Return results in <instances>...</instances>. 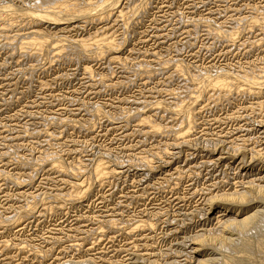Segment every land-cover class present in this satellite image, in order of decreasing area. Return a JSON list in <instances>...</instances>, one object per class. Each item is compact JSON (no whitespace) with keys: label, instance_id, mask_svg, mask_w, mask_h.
I'll use <instances>...</instances> for the list:
<instances>
[{"label":"rangeland","instance_id":"rangeland-1","mask_svg":"<svg viewBox=\"0 0 264 264\" xmlns=\"http://www.w3.org/2000/svg\"><path fill=\"white\" fill-rule=\"evenodd\" d=\"M37 1L40 4L42 2L0 0V10L7 12L8 17L6 23L0 22V264H198L207 258L215 257L219 260V251L224 250L220 239H237V232L236 229H225L227 232L223 230L224 220L221 218H227V214H220L222 217L219 220L207 214L213 206L219 207L216 204L223 202L227 195L235 194L239 198L242 193L249 192L248 194L255 193L257 197L263 198L259 192L260 186L264 188L262 182L252 183L250 189H244L249 177H245L243 171L249 164L256 165L258 161L259 166H264V91L261 96H253L248 92L240 94L238 90L230 88L228 93L231 96L228 94V99L221 97L224 92L221 94L217 91V96L215 92L209 91L199 97L198 84L205 75L214 76L216 71V74L223 71L232 72L230 74L248 72L247 75L251 76L252 72L264 67V25L258 23L259 20L264 21V0H121L117 9H121L125 14L118 15V10L115 9L109 19H103L101 22H95L91 18V21L87 18L80 19L78 16L75 21H69V24H66L68 21H63V29L55 28L52 24H43L42 28L47 29L51 37L56 35L58 39L60 36L59 39H64L67 43L84 40L85 37L89 41H97L98 38V48L104 44L100 41L103 38L116 43L114 51L100 57L95 56L96 47L92 46V54L88 53L86 58L83 55L73 56L72 52L66 56L61 53L59 56L44 50V55L39 53L37 57L36 50H32L36 49L35 46H19L21 38H25L31 27L35 26L31 21V24L26 23L25 20L29 21L31 17L27 15L25 17L29 19H25L24 13L30 11V8L38 10ZM80 1L74 0L78 8L80 5L88 8L91 3L95 7L99 1L101 4L104 2ZM20 7L23 12L25 10L24 13L19 12ZM15 8L20 13V18L17 16L19 20L13 16L17 14L10 15L9 11L13 12ZM10 18L15 23L11 22ZM7 23L13 25L9 27ZM218 34H221V37L225 35V38ZM14 35H18L17 38ZM28 47L36 52L35 55L29 50L24 52ZM114 55L119 56V59L116 57L118 60H113ZM177 67L179 70L184 69V72H179ZM195 96L201 99L195 102ZM228 100L230 101L227 102ZM259 103L263 105L260 107ZM175 104L184 106L179 108L182 111H179ZM192 106L196 123L192 129H187L190 130L187 134L186 128L183 129L186 125L184 111ZM145 119H148L149 124ZM149 120L153 126L157 124L162 130L164 128V132L160 129L161 132L155 134ZM175 121H178V125ZM241 141H245V145ZM235 146L239 149L236 150ZM227 158L229 160H226ZM93 167L94 170L101 168L103 175L98 177L95 171L92 172ZM223 180L225 186L221 183ZM233 180L239 185L235 186ZM219 188L221 192H218ZM225 191H228L227 194ZM258 199L254 195V201L248 200L250 203L255 202L248 214L264 212L263 200L259 199V202ZM27 209L31 215L27 213ZM21 210H25L27 216L23 211L21 213ZM263 216H258L242 230V233L245 230L242 238L250 236V239L255 240V248L251 251L253 255L250 257L259 264L264 259L257 250L264 235ZM18 217L21 219L16 220ZM139 220L144 221V225L138 224ZM216 220L222 223L218 222L219 225H216ZM148 224L153 227H146ZM136 226H140L141 231ZM170 226H173L172 230ZM208 227H211V230ZM147 229H151V232ZM205 229H208V232ZM245 232L248 233L246 236ZM143 236H146V239ZM199 237H203L206 242V246H202L204 249L193 245L198 244ZM256 241L258 243H255ZM210 242L212 246L209 249ZM198 248L201 253L197 251ZM185 250L191 251L190 256L182 259L188 254ZM171 251L172 253H169ZM172 254L175 256H171ZM246 257H243V264L249 262ZM215 263L219 262L212 264Z\"/></svg>","mask_w":264,"mask_h":264},{"label":"bare ground","instance_id":"bare-ground-1","mask_svg":"<svg viewBox=\"0 0 264 264\" xmlns=\"http://www.w3.org/2000/svg\"><path fill=\"white\" fill-rule=\"evenodd\" d=\"M5 1V0H4ZM82 1V0H81ZM80 1V2H81ZM86 1V0H85ZM103 1V0H102ZM10 2V1H9ZM38 3H39V1H37ZM41 2V1H40ZM79 2V1H78ZM88 2V1H87ZM86 2V3H87ZM100 3H98V4H101V1H99ZM121 2V0H104V2L100 5V6H97L98 4H95L96 6L94 7V4L93 3H91V1L90 2H88V3H91L90 4V6L87 8L85 5H84V7H86V8H84L83 6L81 7V5L78 3V5H80V7L78 8V6H77V4L74 2V0H42V2H41V4L39 3V7L37 8L38 10H32L31 8H30V11H28L27 9H26V11H28V12H25V10H24V12H23V8H21L20 10H19V12H23L24 14H26V15H24V17L25 16H29L30 15V19H29V21L28 20H25L26 21V23H30L31 24V22L32 23H34L35 24V26H33V27H31V30H30V32L28 33V34H26L27 36L25 37V38H21V42H20V45L19 46H21V45H23V47L24 46H26V45H29V47H32L33 48V46H35L36 47V49L34 48V49H32V50H36V56L38 57L39 56V53H41L42 55H44L43 53V50L44 51H51V53L53 52V54L55 53L56 55H61V53H63V54H65V56L69 53V52H72V55L73 56H77V57H79V56H81V55H83V56H85L84 58H86V56L87 55H89L88 53H90L91 52V48H92V46H94V47H96V44H98L97 43V41H98V38H97V41H89V39L88 40H86L87 39V37H85L86 39H84V40H79V41H77V40H75L74 38V40L75 41H73V42H69V43H67L63 38V40H60L61 38H60V36H59V38L57 39L56 37V35H55V37H51L50 36V33L47 31V29H44V28H42V26H43V24L44 23H47V24H52L55 28H62V26L65 24L63 21H68L66 24H69V21H75V18H77L78 16H79V18L81 19V18H87V19H89L90 20V18H91V20H93V21H95V22H97V21H100L101 22V20H103V19H105L106 20V18H108V17H110L111 16V13H114V10L115 9H117V6H118V4ZM130 2V1H129ZM23 3V2H22ZM85 3V4H86ZM96 3V2H95ZM37 4V3H36ZM35 4V5H36ZM92 4H93V7H92ZM4 5V4H3ZM41 5V6H40ZM89 5V4H88ZM128 5V4H127ZM10 6V5H9ZM11 6H13V5H11ZM15 6V5H14ZM38 6V5H37ZM36 6V7H37ZM3 7V6H2ZM2 7H1V9H2ZM17 7V6H16ZM8 8V7H7ZM6 8V9H7ZM29 8V7H28ZM34 9H35V7H33ZM82 8V9H81ZM120 8H121V5H120ZM135 8V7H134ZM226 8V7H225ZM236 8V7H235ZM234 8V9H235ZM17 8H15V11H13V12H11V11H9L11 14V16L13 15V14H17V15H13V16H16V17H14L15 19L17 18V16L18 15H20V13H18V11L16 10ZM25 9V8H24ZM221 9V8H220ZM229 9V8H228ZM251 9V8H250ZM32 10V11H31ZM118 10V9H117ZM6 11H8V10H6ZM249 11V10H248ZM128 12V11H127ZM217 12V11H216ZM252 12H254V11H252ZM5 13V14H4ZM117 13H118V15L119 14H121L122 13V11H121V9H119L118 11H117ZM124 13V12H123ZM122 13V14H123ZM219 13V12H218ZM6 15V16H4V15ZM116 14V13H115ZM125 14V13H124ZM10 15H8V16H10ZM113 15V14H112ZM117 15V14H116ZM23 16V15H22ZM81 16V17H80ZM260 16V15H259ZM264 16V15H263ZM19 18H20V16H18ZM253 17V16H252ZM12 18V17H11ZM11 18L9 19V20H11ZM26 17H25V19H27ZM122 18H124V17H122ZM8 17H7V12H1V10H0V22L3 24V23H6L8 20ZM13 19V18H12ZM18 19V18H17ZM23 19V18H22ZM109 19V18H108ZM120 19V18H119ZM127 19V18H126ZM229 19V18H228ZM246 19V18H245ZM255 19V18H254ZM256 19H258V18H256ZM261 19V18H260ZM262 19H264V18H262ZM5 20H7V21H5ZM14 20V19H13ZM13 20H11V22H13ZM19 20V19H18ZM90 20V21H91ZM114 20V19H113ZM118 20V19H117ZM129 20V19H128ZM28 21V22H27ZM31 21V22H30ZM121 21V20H120ZM242 21V20H241ZM245 21V20H244ZM246 21H248V20H246ZM18 22V21H17ZM22 22V21H21ZM21 22H19V23H21ZM23 22H24V20H23ZM22 22V23H23ZM85 22V21H84ZM89 22V21H88ZM228 22V21H227ZM238 22V21H237ZM13 23H15V21L13 22ZM72 23V22H71ZM86 23V22H85ZM92 23V22H91ZM94 23V22H93ZM120 23H122V21L120 22ZM248 23V22H247ZM259 24H262V25H264V21L262 20V21H260L259 20V22H258ZM8 24V26L10 25L9 23H7ZM6 24V25H7ZM17 24V23H16ZM34 24H32V25H34ZM87 24V23H86ZM97 24V23H96ZM124 24V23H123ZM234 24V23H233ZM255 24V23H254ZM13 24H11L9 27H11ZM94 25V24H93ZM236 25H237V23H236ZM46 26V25H45ZM52 26V27H53ZM75 26V25H74ZM101 26V25H100ZM254 25H252V27H253ZM260 26V25H259ZM4 27V26H3ZM3 27H2V30H3ZM68 27V26H67ZM105 27V26H104ZM216 27V26H215ZM241 27V26H240ZM243 27V26H242ZM245 27V26H244ZM261 27H263V26H261ZM6 27H4V29H5ZM103 28V27H102ZM106 28V27H105ZM209 29H210V27H208ZM264 28V27H263ZM1 29V28H0ZM57 29V30H58ZM63 29V28H62ZM80 29V28H79ZM100 29V28H99ZM98 29V30H99ZM208 29V30H209ZM212 29V28H211ZM251 29V28H250ZM7 30V29H6ZM61 30V29H60ZM97 30V31H98ZM232 30V29H231ZM230 30V31H231ZM236 30H237V28H236ZM95 31V30H94ZM112 31V30H111ZM183 31V30H182ZM210 31V30H209ZM213 31V30H212ZM0 32H2V31H0ZM10 32V31H9ZM25 32V31H24ZM60 32V31H59ZM219 32V31H218ZM225 32V31H224ZM223 32V33H224ZM228 32V31H227ZM96 33V32H95ZM109 33V32H108ZM114 33V32H113ZM213 33V32H212ZM220 33H222L221 31H220ZM226 33V32H225ZM224 33V34H225ZM232 33V32H231ZM230 33V34H231ZM237 33H239V31L237 32ZM240 33H241V31H240ZM244 33V32H243ZM264 33V32H263ZM55 34V33H54ZM98 34V33H97ZM206 34V33H205ZM208 34V33H207ZM214 34V33H213ZM216 34V33H215ZM229 34V33H228ZM91 35V34H90ZM93 35V34H92ZM91 35V36H92ZM106 35V34H105ZM111 35V34H110ZM190 35V34H189ZM221 35V34H220ZM219 34H218V36H220ZM232 35H234V33H232ZM1 36V35H0ZM15 36V35H14ZM16 36H18V35H16ZM15 36V37H16ZM19 36H20V34H19ZM22 36H24V35H22ZM62 36V35H61ZM184 36V35H183ZM213 36V35H212ZM216 36V35H215ZM222 36V35H221ZM220 36V37H221ZM228 36V35H227ZM226 36V37H227ZM239 36V34L238 35H236V37H238ZM197 37V36H196ZM219 37V39H221V38H225V35H223V37H221L220 38ZM233 37V36H232ZM235 37V38H236ZM261 37V36H260ZM9 38V37H8ZM14 37H12V39H13ZM17 38V37H16ZM19 38V37H18ZM66 38V37H65ZM109 38V37H108ZM231 38V37H230ZM235 38H233V39H235ZM5 39V38H4ZM11 39V40H12ZM72 39V40H73ZM77 39V38H76ZM80 39V38H79ZM101 39V38H100ZM99 39V40H100ZM187 39V38H186ZM217 39V38H216ZM232 39V40H233ZM257 39V38H256ZM260 39V38H259ZM14 40H15V38H14ZM24 40H28V41H24ZM68 40V39H67ZM71 40V39H70ZM229 40H231V39H229ZM261 40V39H260ZM16 41V40H15ZM15 41H13V42H15ZM18 41H19V39H18ZM101 41V43H104V44H102V47L100 46L99 48L98 47H96V52H95V56L96 57H100L101 55H103V54H107L108 52L110 53L111 51H114L113 49L116 47V43L114 44L112 41H110L109 39H107V38H103V39H101L100 40ZM117 41V40H116ZM226 41H228V40H226ZM241 41V40H240ZM244 41V40H243ZM264 41V40H263ZM12 42V41H11ZM12 42V43H13ZM63 42H65V43H63ZM91 42V43H90ZM221 42V41H220ZM233 42V41H232ZM234 42H235V40H234ZM261 42V41H260ZM120 43V42H119ZM214 43V42H213ZM8 44V43H7ZM10 44V43H9ZM16 43H14V45H15ZM245 44V43H244ZM1 45V44H0ZM17 45V44H16ZM119 45V44H118ZM122 45V44H121ZM121 45H119V46H121ZM252 45V44H251ZM18 46V45H17ZM97 46H99V44L97 45ZM253 46V45H252ZM29 47H28V49L27 50H23L22 49V51H24V52H26V51H28L29 50ZM3 48V47H2ZM22 48V47H21ZM26 48H27V46H26ZM25 48V49H26ZM233 48V47H232ZM255 48V47H254ZM13 49V48H12ZM117 49V48H116ZM115 49V50H116ZM120 49V48H119ZM17 50V49H16ZM18 50H20V48H18ZM31 49L29 50V51H32ZM68 50V51H67ZM20 52V51H19ZM33 52V51H32ZM58 52V53H57ZM66 52V53H65ZM94 52V51H93ZM116 52H118V51H116ZM23 52H21V54H22ZM28 53V52H27ZM26 53V54H27ZM30 53V52H29ZM34 53V52H33ZM35 53L33 54V55H35ZM50 53V52H49ZM48 53V54H49ZM24 54V53H23ZM47 54V53H46ZM52 54V55H53ZM92 53H90V55H91ZM105 54V55H106ZM25 55V54H24ZM29 55H32L31 53L29 54ZM33 55L31 56V57H33ZM63 56V55H62ZM69 56H71V53L69 54ZM94 56V55H93ZM104 56V55H103ZM115 56V55H114ZM41 57V56H40ZM47 57V56H46ZM46 57H45V59H46ZM90 57V56H89ZM111 57H113V56H111ZM110 57V58H111ZM119 57V56H115V58H113V60H118L117 58ZM159 57V56H158ZM164 57V56H163ZM64 58V57H63ZM70 58V57H69ZM93 58V57H92ZM107 58V57H106ZM105 58V59H106ZM38 59V58H37ZM40 59V58H39ZM42 59V58H41ZM44 59V60H45ZM66 59H68V58H66ZM100 59V58H99ZM127 59V58H126ZM160 59V58H159ZM165 59V58H164ZM163 59V60H164ZM170 59V58H169ZM43 60V61H44ZM55 60V59H54ZM78 60V59H77ZM76 60V61H77ZM130 60V59H129ZM162 60V61H163ZM165 60H167V58L165 59ZM262 60V59H261ZM42 61V62H43ZM112 62V61H111ZM119 62V61H118ZM121 62V61H120ZM127 62V61H126ZM140 62V61H139ZM171 62V61H170ZM163 63V62H162ZM175 63H176V61H175ZM178 63H180V62H178ZM255 63V62H254ZM116 64V63H115ZM114 64V65H115ZM118 64V63H117ZM157 64V63H156ZM168 64V63H167ZM166 64V65H167ZM172 64V63H171ZM29 65V64H28ZM48 65V64H47ZM46 65V66H47ZM143 65V64H142ZM163 65V64H162ZM237 65V64H236ZM90 66V65H89ZM113 66V65H112ZM121 66V65H120ZM139 66V65H138ZM150 66V65H149ZM152 66V65H151ZM150 66V67H151ZM245 66V65H244ZM258 66V65H257ZM109 67V66H108ZM126 67H127V65H126ZM24 68V67H23ZM33 68V67H32ZM86 68V67H85ZM159 68V67H158ZM164 68V67H163ZM256 68V67H255ZM87 69V68H86ZM102 69V68H101ZM139 69H140V67H139ZM143 69V68H142ZM156 69V68H155ZM160 69V68H159ZM162 69V68H161ZM174 69V68H173ZM177 69H178V67H177ZM237 69H240V68H237ZM33 70V69H32ZM88 70H90V69H88ZM141 70V69H140ZM146 70V69H145ZM149 70V69H148ZM158 70V69H157ZM179 70V69H178ZM177 70V71H178ZM180 70H182L181 72H184V69H182V68H180ZM180 70H179V72H180ZM222 70V69H221ZM241 70V69H240ZM246 70V69H245ZM244 70V71H245ZM257 70V69H256ZM152 71V70H151ZM174 71V70H173ZM215 71V70H214ZM231 71V70H230ZM24 72V71H23ZM90 72H92V71H90ZM147 71H145V73H146ZM187 72V71H186ZM220 72V71H219ZM218 72V73H219ZM240 72V71H239ZM258 72V73H257ZM257 72H252V74H251V76H249V75H247L248 74V72L246 73V72H241V73H243L242 75H240L241 73H235V74H230V73H232V72H221V74L219 73V74H216L217 73V71H216V75L214 74V76H208V75H205V77H201L202 78V80L201 81H199L200 83V86H199V84H198V88H199V90L200 91H197L198 90V88H197V92H200L199 94V97L201 96V95H205V93L206 92H211V91H213V92H215V91H217V92H219V93H223L222 95H221V97H224V98H227L228 99V94L230 95V93H228L229 91L228 90H231L230 88H234L235 90H238L239 91V93L240 92H248V93H250V94H253V96H258V95H260L261 96V94L263 93L262 91H264V67H262L261 68V70H259V71H257ZM45 73V72H44ZM88 73H89V71H88ZM142 73V72H141ZM148 73V72H147ZM158 73V72H157ZM174 73V72H173ZM90 74V73H89ZM182 74V73H181ZM186 74V73H185ZM22 75V74H21ZM189 75V74H188ZM193 75V74H192ZM202 75V74H201ZM210 75H213V74H210ZM30 76V75H29ZM143 76V75H142ZM164 76V75H163ZM166 76V75H165ZM170 76V75H169ZM191 76V75H190ZM150 77V76H149ZM185 77H186V75H185ZM189 77V76H188ZM193 78H194V76H192ZM191 77V79L193 80V82H195V79H193ZM197 77V76H196ZM195 77V78H196ZM181 78H183V77H181ZM190 78V77H189ZM89 79V78H88ZM95 79V78H94ZM197 79V78H196ZM185 80V79H184ZM190 80V79H189ZM188 80V81H189ZM191 80V81H192ZM96 81V80H95ZM185 82V81H184ZM183 82V83H184ZM5 83V82H4ZM97 83V82H96ZM140 83V82H139ZM158 83V82H157ZM162 83V82H161ZM192 83V82H191ZM190 83V84H191ZM196 83V82H195ZM125 84V83H124ZM138 84V83H137ZM166 84V83H165ZM110 86V85H109ZM161 86V85H160ZM178 87V86H177ZM197 87V86H196ZM195 86H194V88H196ZM184 88V87H183ZM187 88H188V86H187ZM145 90V89H144ZM160 90V89H159ZM170 90V89H169ZM194 90V89H193ZM233 90V89H232ZM152 91V90H151ZM168 91V90H167ZM166 91V92H167ZM178 91V90H177ZM181 91V90H180ZM188 91V90H187ZM192 91V90H191ZM159 92V91H158ZM169 92V91H168ZM174 92V91H173ZM184 92H186V91H184ZM196 92V93H197ZM230 92H232V91H230ZM236 92V91H235ZM156 93V92H155ZM172 93V92H171ZM180 93V92H179ZM216 93V92H215ZM219 93H218V95H219ZM233 93V92H232ZM237 93V92H236ZM169 94V93H168ZM191 94H193V93H191ZM191 94H189V95H191ZM195 94V93H194ZM211 93H209V95H210ZM241 94V93H240ZM144 95V94H143ZM146 95V94H145ZM237 95V94H236ZM181 96V95H180ZM212 96V95H211ZM216 96H217V93H216ZM231 96V95H230ZM175 97V96H174ZM182 97H183V95H182ZM188 97H190V96H188ZM192 97V96H191ZM197 96H195V102H198L199 101V99H201V98H196ZM201 97H203V96H201ZM208 97V96H207ZM214 97H215V95H214ZM234 97V96H233ZM240 97V96H239ZM150 98V97H149ZM172 98V97H171ZM213 98V97H212ZM218 98H219V96H218ZM257 98V97H256ZM262 98V97H261ZM194 99H192L191 98V100H194ZM217 99V98H216ZM236 99V98H235ZM244 99V98H243ZM158 100H160V99H158ZM162 100V99H161ZM188 100V99H187ZM205 100V99H204ZM214 100H215V98H214ZM226 100V99H225ZM233 100V99H232ZM242 100V99H241ZM252 100V99H251ZM141 101V100H140ZM151 101V100H150ZM174 101V100H173ZM172 101V102H173ZM183 101H185V100H183ZM230 100H228L227 102H229ZM127 102V101H126ZM146 102V101H145ZM152 102H154V101H152ZM160 102V101H159ZM158 102V103H159ZM165 102V101H164ZM164 102H162L163 104H165ZM191 102V101H190ZM189 102V103H190ZM214 102V101H213ZM212 102V103H213ZM218 101H216V103H217ZM255 102H257V101H255ZM254 102V103H255ZM259 102V101H258ZM262 102V101H261ZM136 103V102H135ZM156 103V102H155ZM167 103V102H166ZM177 103H179L178 101H177ZM204 103H206V102H204ZM143 104V103H142ZM169 104H171V103H169ZM174 104V103H173ZM180 104V103H179ZM187 104V103H186ZM191 104V103H190ZM193 105H194V103H192ZM200 103H198V105H199ZM231 104V103H230ZM235 104V103H234ZM249 104V103H248ZM256 104V103H255ZM263 104H264V102H263ZM263 104H261L260 105V103H259V105L258 106H262ZM147 105V104H146ZM145 105V106H146ZM176 105V104H175ZM218 105V104H217ZM152 106V105H151ZM150 106V107H151ZM160 106V105H159ZM176 106H178V105H176ZM186 106V105H185ZM188 106V105H187ZM190 106V105H189ZM188 106V107H189ZM200 106V105H199ZM202 106V105H201ZM229 106V105H228ZM250 106V105H249ZM249 106H247V109H248V107ZM264 106V105H263ZM157 107V106H156ZM167 108H168V106H166ZM174 107V106H173ZM180 107H184V106H180ZM179 106H178V110H179V108H180ZM254 107V106H253ZM260 107H259V109H260ZM115 108V107H114ZM143 108V107H142ZM186 108V107H185ZM198 108V107H197ZM240 108V107H239ZM141 109V108H140ZM147 109V108H146ZM158 109V108H157ZM166 109V108H165ZM169 110H170V108H168ZM171 109H172V107H171ZM176 109V111H178ZM183 109V108H182ZM194 109H195V107H194ZM236 109V108H235ZM251 109V108H250ZM263 109V108H262ZM139 110V109H138ZM142 110V109H141ZM155 110V109H154ZM174 110V109H173ZM179 111H182V110H179ZM184 111V110H183ZM232 111V110H231ZM233 111H235V110H233ZM238 111V110H237ZM252 111V110H251ZM126 112V111H125ZM139 112V111H138ZM174 112V111H173ZM185 112V119L184 120H186L185 121V127H183V129H185L186 128V130L187 129H192L193 127H194V125H195V117H196V115H195V113H194V110H193V106L192 107H190L188 110H186V111H184ZM256 112H258V111H256ZM132 113V112H131ZM141 113V112H140ZM169 113V112H168ZM247 113H248V111H247ZM252 113V112H251ZM259 113V112H258ZM262 113H264V112H262ZM126 114V113H125ZM129 114V113H128ZM170 114H174V113H170ZM181 114V113H180ZM179 114V115H180ZM252 114H254V113H252ZM123 115V114H122ZM155 115V114H154ZM127 116V115H126ZM129 116V115H128ZM141 116H143V115H141ZM173 116V115H172ZM172 116H170V118L172 117ZM175 116V115H174ZM258 116V115H257ZM120 117V116H119ZM145 117V116H144ZM176 117V116H175ZM183 117V116H182ZM251 117V116H250ZM254 117V116H253ZM31 118V117H30ZM40 118V117H39ZM123 118V117H122ZM150 118V117H149ZM155 118V117H154ZM169 118V119H170ZM239 118V117H238ZM121 119V118H120ZM132 119V118H131ZM151 119V118H150ZM153 119V118H152ZM175 119V118H174ZM180 119V118H179ZM183 118H181V120H182ZM240 119V118H239ZM242 119V118H241ZM42 120V119H41ZM128 120H129V118H128ZM133 120V119H132ZM142 120V119H141ZM144 120V119H143ZM147 122V124H149L148 123V119H145ZM244 120V119H243ZM255 120V119H254ZM253 120V121H254ZM121 121V120H120ZM151 120H149V122H150ZM251 121V120H250ZM262 121H263V119H262ZM141 122V121H140ZM168 122V121H167ZM170 122V121H169ZM176 122V121H175ZM252 122V121H251ZM258 122V121H257ZM261 122V121H260ZM259 122V123H260ZM145 123V122H144ZM157 123V122H156ZM159 123V122H158ZM161 123V122H160ZM159 123V124H160ZM178 123V121L176 122V124ZM179 123H181V121L179 122ZM184 123V122H183ZM33 124V123H32ZM36 124V123H35ZM150 124H151V122H150ZM153 124V123H152ZM151 124V125H152ZM165 124V123H164ZM168 124V123H167ZM264 124V123H263ZM127 125V124H126ZM154 125V124H153ZM150 126V127H152V129H153V132H155V134H156V132L158 133V132H161L160 131V129L162 130V128H159V127H157V124H156V126ZM171 125H172V123H171ZM178 125V124H177ZM247 125V124H246ZM249 125V124H248ZM257 125V124H256ZM259 125V124H258ZM125 126V125H124ZM160 126V125H159ZM250 126V125H249ZM252 126V125H251ZM179 127V126H178ZM173 128V127H172ZM177 128V127H176ZM175 128V129H176ZM252 128V127H251ZM147 129H149V127L147 128ZM163 130H164V128H163ZM162 130V132H164ZM185 130V131H186ZM249 130V129H248ZM172 131V130H171ZM188 131L190 132V130H187L186 132H187V134H188ZM261 131V130H260ZM149 133H150V131H148ZM181 132H183V134H185L184 133V131H181ZM133 133H134V131H133ZM144 133H145V131H144ZM152 133V132H151ZM264 132L262 131V135H264L263 134ZM138 134H139V132H138ZM154 134V135H155ZM187 134H186V136H187ZM240 134V133H239ZM257 134H259V132L257 133ZM135 135V134H134ZM140 135V134H139ZM160 135V134H159ZM177 135H179V134H177ZM222 135V134H221ZM242 135H244V134H242ZM261 135V134H260ZM146 136V135H145ZM181 136V135H180ZM229 136V135H228ZM252 136V135H251ZM144 137V136H143ZM179 137V136H178ZM183 137H184V135H183ZM216 137V136H215ZM254 137V136H253ZM180 138H182V136L180 137ZM261 138V137H260ZM142 139H144V138H142ZM151 139V138H150ZM229 139V138H228ZM245 139V138H244ZM251 139V138H250ZM263 139V138H262ZM148 140H149V138H148ZM179 140V139H178ZM223 140V139H222ZM231 140V139H230ZM259 140V139H258ZM158 141V140H157ZM186 141V140H185ZM218 141V140H217ZM225 141V140H224ZM251 141V140H250ZM260 141V140H259ZM242 143H244L243 141H241ZM247 142H248V140H247ZM246 142V143H247ZM253 142H255L254 141V139H253ZM261 142V141H260ZM262 142H264L263 140H262ZM261 142V143H262ZM259 143V142H258ZM244 145H245V143H244ZM251 145V144H250ZM234 146V144H232V146L231 147H233ZM240 146H242V145H240ZM248 146V145H247ZM261 146V145H260ZM218 147V146H217ZM237 147H238V145H237ZM254 147H258V146H254ZM261 147H263V145L261 146ZM229 148V147H228ZM235 148H236V146H235ZM247 148V147H246ZM248 148H250V147H248ZM264 148V147H263ZM216 149V148H215ZM232 149V148H231ZM239 148H236V150H238ZM242 149V148H241ZM254 150H255V148H253ZM258 149V148H257ZM260 149V148H259ZM258 149V150H259ZM243 150V149H242ZM250 150V149H249ZM252 150V149H251ZM257 150V151H258ZM246 151H247V149H246ZM253 151V150H252ZM257 151H254V152H256L257 153ZM263 151V149L260 151V152H262ZM225 152H227V151H225ZM237 152V151H236ZM239 152V151H238ZM243 152V151H242ZM249 152V151H248ZM229 153V152H228ZM238 154V153H237ZM239 154H241V153H239ZM254 154V153H253ZM218 155V154H217ZM231 155V154H230ZM236 155V154H235ZM243 155V154H242ZM245 155V154H244ZM249 155H251V154H249ZM227 156V155H226ZM253 156H255V155H253ZM253 156H252V159H253ZM190 157V156H189ZM206 157H208V156H206ZM230 157H232V156H230ZM241 157H243V156H241ZM246 157V156H245ZM249 157V156H248ZM258 156H256V158H257ZM52 158V157H51ZM218 158V157H217ZM216 158V159H217ZM229 158V157H228ZM226 159V160H229V159ZM251 158V157H250ZM263 158V157H262ZM143 159H145V158H143ZM176 159V158H175ZM251 159V160H252ZM255 159V158H254ZM259 159V158H258ZM190 160V159H189ZM219 160V159H218ZM251 160H247L248 162L249 161H251ZM51 161V160H50ZM206 161V160H205ZM213 161V160H212ZM239 161V160H238ZM241 161H243V160H241ZM53 162V161H52ZM234 162V161H233ZM245 162V160L243 161V163ZM255 162H257V161H255ZM262 162H263V160H262ZM262 162H260V163H262ZM46 163V162H45ZM242 163V162H241ZM252 163V162H251ZM264 163V162H263ZM22 164H24V163H22ZM21 164V165H22ZM215 164H217V163H215ZM248 164V163H247ZM259 164V161H258V163L255 165V164H249V166L247 167V169L246 170H244L243 172H245V174L243 173V175H245V177H246V175H248V177L249 178H247L248 179V181L244 184V185H246L245 186V188L244 189H250V187H251V185H252V183H255L256 184V182H262V185H263V183H264V166H259L258 165ZM44 165V164H43ZM97 165V164H96ZM95 165V166H96ZM182 165V164H181ZM233 165V164H232ZM244 165V164H243ZM56 166H57V164H56ZM235 166V165H234ZM239 166V165H238ZM102 167V166H101ZM198 167V166H197ZM242 167V166H241ZM98 168V167H97ZM239 168V167H238ZM246 168V167H245ZM61 169H62V167H61ZM100 171H99V170ZM98 169H96V170H94V167H93V171L92 172H96V174H97V176L99 177H101L102 175H103V172L101 171V168H98ZM159 169V168H158ZM201 169V168H200ZM204 169V168H203ZM242 169V168H241ZM151 170H153L152 168H151ZM193 170V169H192ZM232 170V169H231ZM237 170V169H236ZM154 171V170H153ZM163 171V170H162ZM187 172H188V170H187ZM236 172V171H235ZM240 172V171H239ZM106 173V172H105ZM190 173V172H189ZM208 173V172H207ZM238 173V172H237ZM92 174V173H91ZM232 174H234V173H232ZM240 174V173H239ZM108 175V174H107ZM147 175V174H146ZM11 176V175H10ZM235 176V175H234ZM241 176H242V173H241ZM225 177V176H224ZM236 177V176H235ZM89 179H90V177H88ZM104 178V177H103ZM238 178V177H237ZM239 178H240V175H239ZM238 178V179H239ZM105 179V178H104ZM145 179V178H144ZM229 179H232V178H229ZM235 179V178H234ZM91 180V179H90ZM102 180V179H101ZM140 180V179H139ZM142 180V179H141ZM227 180V179H226ZM144 181V180H143ZM191 181H193V180H191ZM230 181V180H229ZM236 181V180H235ZM238 181V180H237ZM239 181H241V180H239ZM245 181V180H244ZM99 182V181H98ZM155 182V181H154ZM197 182V181H196ZM217 182V181H216ZM221 182V181H220ZM219 182V183H220ZM233 182H234V180H233ZM80 183V182H79ZM142 183V182H141ZM218 183V184H219ZM222 184L224 183V180H223V182H221ZM221 183H220V185H221ZM227 183H228V180H227V182H226V185H227ZM20 184V183H19ZM183 184H184V182H183ZM216 185H217V183H215ZM230 184V183H229ZM173 185H174V183H173ZM207 185V184H206ZM224 186H225V184H223ZM231 185H232V183H231ZM234 185L236 186H238L239 184H235V182H234ZM258 185H260V184H258ZM144 186H146V185H144ZM219 186V185H218ZM218 186L216 187V188H218ZM223 186V187H224ZM235 186H233V187H235ZM153 187V186H152ZM161 187V186H160ZM178 187V186H177ZM242 187V186H241ZM203 188V187H202ZM202 188H200V189H202ZM230 188V187H229ZM232 188V187H231ZM238 188V187H237ZM254 188V187H253ZM144 189V188H143ZM173 189V188H172ZM199 189V188H198ZM220 190H218V192H221L222 190H221V188H219ZM226 189V188H225ZM224 189V190H225ZM232 189H234V188H232ZM239 189V188H238ZM85 190V189H84ZM87 190V189H86ZM209 190H210V188H209ZM208 190V191H209ZM235 190H237V189H235ZM234 190V191H235ZM253 190V189H252ZM255 190V189H254ZM259 192H260V194H262V197L263 198H261V197H257L256 196V194L255 193H252V194H248L247 192L246 193H242L243 195H241L239 198H237V195H233V194H231V195H227V197H226V199H223L222 201L223 202H219L218 204H216L217 206H219V207H214L213 206V208L211 209V211L209 212V210H207L209 213L207 214V215H209L211 218H213V219H218L219 220V218H221L222 216L221 215H224V214H227V218L225 217V218H221V220L223 221L224 220V224H223V230H225V229H230V230H232V229H236V236H238L237 237V239H232V240H229V241H226V238L224 239V238H222V239H220L221 240V242H222V244H223V246H222V248L224 249L223 251H219V249H221L220 247H219V249H218V251L220 252V256L221 257H219L220 259L219 260H216L215 259V257L214 258H207V259H203V258H201V259H203V260H201L200 262H198V264H212L213 262H219L218 264H243V257H245V256H247L246 258H247V260L249 261L248 262V264H259V262L258 263H255L256 261H255V259L254 258H251L250 256H252L253 254L251 253V251H252V249L253 248H255V247H253V245H254V241L252 240V239H250L248 236H246L248 233L247 232H245V236L246 237H248V238H242V237H244V231H243V233H242V230L243 229H245V227L249 224V223H251L255 218H257L258 216H260V215H264V212L263 211H257V212H254V213H252V214H248V212L250 211L251 212V210L250 209H252L253 207H251L252 206V204L253 203H255V202H252V203H250L251 201H254L253 200V198H254V195H255V197L256 198H259V199H261V200H263V202H262V204L264 203V188L263 187H261L260 186V188H259ZM162 191V190H161ZM177 191V190H176ZM179 191V190H178ZM177 191V192H178ZM196 191V190H195ZM202 191V190H201ZM204 191H206V190H204ZM211 191V190H210ZM229 191H231V190H229ZM233 191V190H232ZM241 191V190H240ZM243 191V190H242ZM86 192V191H85ZM190 192V191H189ZM226 192V191H225ZM228 192V191H227ZM227 192H226V194H227ZM237 192V191H236ZM84 193V192H83ZM82 193V194H83ZM149 193V192H148ZM154 193V192H153ZM170 193V192H169ZM191 193V192H190ZM203 193V192H202ZM206 193V192H205ZM233 193V192H232ZM237 193H239V192H237ZM236 193V194H237ZM17 194V193H16ZM81 194V193H80ZM141 194V193H140ZM185 194V193H184ZM218 194V193H217ZM220 194V193H219ZM222 194V193H221ZM224 194V193H223ZM29 195V194H28ZM139 195V194H138ZM146 195V194H145ZM148 195V194H147ZM156 195V194H155ZM177 195V194H176ZM195 195V194H194ZM213 195H214V193H213ZM239 195V194H238ZM6 196V195H5ZM200 196V195H199ZM215 196V195H214ZM219 196V195H218ZM14 197V196H13ZM141 197V196H140ZM180 197V196H179ZM203 197V196H202ZM213 197V196H212ZM211 197V198H212ZM216 197H217V195H216ZM83 198V197H82ZM176 198H178L177 196H176ZM136 199H137V196H136ZM215 199V198H214ZM238 199V200H237ZM259 199H258V201H259ZM10 200V199H9ZM16 200V199H15ZM173 200V199H172ZM183 200H185V199H183ZM201 200V199H200ZM203 200V199H202ZM207 200V199H206ZM208 200H212V199H208ZM239 200H241L240 202H238ZM248 200H251L250 202L248 201ZM260 200V201H261ZM164 201V200H163ZM168 201V200H167ZM214 201H216V200H214ZM218 201V200H217ZM256 201V200H255ZM259 201V202H260ZM142 202V201H141ZM181 202H182V200H181ZM165 203V202H164ZM167 203V202H166ZM171 203V202H170ZM176 203V202H175ZM217 203V202H216ZM222 203V204H221ZM256 203H257V201H256ZM7 204V203H6ZM174 204V203H173ZM187 204V203H186ZM206 204V203H205ZM212 204V203H211ZM214 204V203H213ZM167 205V204H166ZM184 205V204H183ZM182 205V206H183ZM254 205V204H253ZM264 206V205H263ZM155 207V206H154ZM207 207V206H206ZM251 207V208H250ZM260 207V206H259ZM25 208V207H24ZM23 208V209H24ZM175 208H176V206H175ZM182 208V207H181ZM205 208V207H204ZM209 208V207H208ZM258 208V207H257ZM29 209V208H28ZM27 209V213L29 212V210ZM140 209V208H139ZM159 209V208H158ZM166 209V208H165ZM196 209V208H195ZM256 209V208H255ZM11 210V209H10ZM25 210H26V208H25ZM25 210L23 211V210H21V213H25ZM147 210V209H146ZM188 210V209H187ZM259 210H262V208L260 209L259 208ZM263 210H264V208H263ZM23 211V212H22ZM165 211H167V210H165ZM164 210H163V212H165ZM180 211V210H179ZM199 211V210H198ZM254 211V210H253ZM256 211V210H255ZM20 212V211H19ZM141 212V211H140ZM148 212V211H147ZM178 212V211H177ZM184 212V211H183ZM8 213V212H7ZM31 212H29V214H30ZM167 213V212H166ZM199 213V212H198ZM16 214V213H15ZM18 214V213H17ZM32 214V213H31ZM30 214V215H31ZM158 214V213H157ZM188 213H186V215H187ZM193 214V213H192ZM205 214V213H204ZM221 214V215H220ZM12 215V214H11ZM25 215L27 216V214L25 213ZM172 215H173V213H172ZM220 215V216H219ZM18 216V215H17ZM17 216H15L16 218H17ZM20 216V215H19ZM105 216V215H104ZM160 216V215H159ZM163 216V215H162ZM201 216V215H200ZM205 216V215H204ZM203 216V217H204ZM3 217H4V215H3ZM21 217V216H20ZM25 217V216H24ZM146 217V216H145ZM182 217V216H181ZM197 217V216H196ZM208 217V216H207ZM224 217V216H223ZM262 217V216H261ZM264 217V216H263ZM22 218V217H21ZM21 218H19L18 217V219H16V220H19V219H21ZM116 218V217H115ZM159 218V217H158ZM191 218V217H190ZM3 219V218H2ZM22 219H24V218H22ZM103 219V218H102ZM109 218H107V220H108ZM111 219H113V218H111ZM145 219V218H144ZM151 219V218H150ZM155 219V218H154ZM173 219V218H172ZM179 219V218H178ZM181 219V218H180ZM186 219H187V217H186ZM210 219V218H209ZM212 219V220H213ZM10 220V219H9ZM14 220V219H13ZM104 220V219H103ZM110 220V219H109ZM108 220V221H109ZM117 220V219H116ZM158 220V219H157ZM174 221H175V219H173ZM177 220V219H176ZM260 220V219H259ZM264 220V219H263ZM8 221V220H7ZM127 221V220H126ZM140 221V222H139ZM138 221V224L139 223H142V224H140V225H144V221L142 222V220H139ZM155 221V220H154ZM163 221V220H162ZM173 221V222H174ZM182 221V220H181ZM190 221H191V219H190ZM210 221V220H209ZM222 221H215V222H221L222 223ZM226 221V222H225ZM5 222V221H4ZM104 222V221H103ZM129 222V221H128ZM130 222H131V220H130ZM158 222V221H157ZM165 222V221H164ZM166 222H168L167 220H166ZM183 222H184V220H183ZM208 222V221H207ZM263 222V221H262ZM99 223H102L101 221H99ZM116 223V222H115ZM114 223V224H115ZM119 223V222H118ZM121 223H122V221H121ZM149 223V222H148ZM153 223V222H152ZM202 223V222H201ZM216 223V225H219V223L217 224ZM221 223H220V225H221ZM0 224H2V223H0ZM108 224V223H107ZM113 224V223H112ZM113 224V225H114ZM137 224V225H138ZM145 224H147V222L145 223ZM150 224V223H149ZM148 224V225H149ZM155 224V223H154ZM158 224V223H157ZM25 225V224H24ZM118 225V224H117ZM119 225H121V224H119ZM162 225V224H161ZM177 225V224H176ZM184 225V224H183ZM185 225H186V223H185ZM185 225H184V227H185ZM210 225V224H209ZM213 225H215V224H213ZM215 225V226H216ZM260 225H261V223H260ZM260 225H258V226H260ZM15 226V225H14ZM17 226V225H16ZM104 226V225H103ZM112 226V225H111ZM125 226V225H124ZM128 226V225H127ZM158 226V225H157ZM178 226V225H177ZM179 226H182V225H179ZM201 226V225H200ZM204 226V225H203ZM211 226V225H210ZM264 226V225H263ZM1 227V226H0ZM123 227V226H122ZM134 227H135V225H134ZM134 227H132V228H134ZM136 227H138V226H136ZM140 227V226H139ZM138 227V229H139V231H141V229ZM143 227H145V226H143ZM143 227H142V229H143ZM146 227H149V228H151V227H153V226H151L150 227V225L149 226H146ZM154 227H156L155 225H154ZM171 227V226H170ZM173 227V226H172ZM172 227H171V230H172ZM202 227V226H201ZM214 227V226H213ZM212 227V228H213ZM217 227V226H216ZM215 227V228H216ZM249 227H250V225H249ZM248 227V228H249ZM252 227H254V226H252ZM252 227H251V230H253L252 229ZM256 227V226H255ZM19 228V227H18ZM101 228V227H100ZM104 228V227H103ZM125 228V227H124ZM128 228V227H127ZM131 228V227H130ZM179 228V227H178ZM200 228V227H199ZM211 227H208V229H210ZM218 228H219V226H218ZM221 228V227H220ZM258 228H261V227H258ZM263 228L264 227H262V230H263ZM96 229V228H95ZM94 229V230H95ZM117 229V228H116ZM135 229V228H134ZM144 229H146V228H144ZM155 229V228H154ZM154 229H152V230H154ZM176 229V228H175ZM175 229L173 230V231H175ZM207 229V230H208ZM100 230V229H99ZM98 230V231H99ZM104 230V229H103ZM108 230V229H107ZM133 230V229H132ZM132 230H130V231H132ZM147 230H151V229H147ZM171 230H170V232H171ZM204 230V229H203ZM206 230V229H205ZM206 230V231H207ZM211 230V229H210ZM214 230V229H213ZM218 230V229H217ZM217 230H216V232H217ZM220 230V229H219ZM256 230V229H255ZM258 230V229H257ZM256 230V231H257ZM106 231V230H105ZM122 231V230H121ZM124 231H125V229H124ZM128 231V230H127ZM135 231V230H134ZM156 231V230H155ZM182 231V230H181ZM186 231V230H185ZM188 231H189V229H188ZM187 231V232H188ZM202 231V230H201ZM235 231V230H234ZM246 231H248V230H246ZM259 231H261V230H259ZM104 232V231H103ZM146 232V231H145ZM144 232V233H145ZM151 232V231H150ZM169 232V231H168ZM178 232V231H177ZM183 232V231H182ZM190 232V231H189ZM208 232V231H207ZM210 232V231H209ZM211 232H214V231H211ZM219 232V231H218ZM225 232H227V230H225ZM229 232V231H228ZM10 233V232H9ZM128 233V232H127ZM135 233V232H134ZM197 233V232H196ZM206 233V232H205ZM220 233V232H219ZM218 233V234H219ZM221 233H223V232H221ZM241 234V235H239V234ZM247 233V234H246ZM249 233H250V228H249ZM256 233V232H255ZM114 234V233H113ZM116 234V233H115ZM131 234V233H130ZM140 234H142V233H140ZM146 234V233H145ZM150 234V233H149ZM161 234V233H160ZM166 234V233H165ZM172 234V233H171ZM179 234H180V231H179ZM182 234V233H181ZM187 234V233H186ZM204 234V233H203ZM232 234H234V232L232 233ZM232 234H229V235H232ZM242 234H243V236H242ZM261 234H263V233H261ZM128 235V234H127ZM147 235V234H146ZM151 235V234H150ZM167 235V234H166ZM188 235H190V234H188ZM187 235V236H188ZM215 235H216V233H215ZM224 235V234H223ZM222 235V236H223ZM250 235V234H249ZM252 236H253V234H251ZM109 236H111V235H109ZM108 236V237H109ZM123 236V235H122ZM125 236V235H124ZM133 236V235H132ZM140 236H142V235H140ZM154 236V235H153ZM152 236V237H153ZM163 236V235H162ZM165 236V235H164ZM171 236V235H170ZM182 236V235H181ZM191 236V235H190ZM202 236V235H201ZM241 236V237H240ZM107 237V238H108ZM146 237V236H145ZM144 236H143V238L144 239H146ZM148 238H149V236H147ZM155 237V236H154ZM174 237V236H173ZM175 237H177V236H175ZM179 237V236H178ZM185 237V236H184ZM197 237V236H196ZM225 237V236H224ZM257 237V236H256ZM261 237V236H260ZM151 238V237H150ZM161 238V237H160ZM188 238V237H187ZM194 238V237H193ZM214 238V237H213ZM177 239V238H176ZM175 239V240H176ZM179 239H181V238H179ZM189 239H190V237H189ZM197 239V238H196ZM228 239V238H227ZM230 239H231V237H230ZM261 239V238H260ZM6 240V239H5ZM108 240V239H107ZM110 240H111V238H110ZM155 240H157V239H155ZM162 240V239H161ZM184 240V239H183ZM187 240V239H186ZM194 240V239H193ZM206 240V239H205ZM8 241V240H7ZM143 241V240H142ZM203 241V242H202ZM216 241V240H215ZM2 242H4V244L6 243L5 241H2ZM180 242V241H179ZM182 242V241H181ZM191 242V241H190ZM193 242V241H192ZM197 242H198V244L197 243H193V245L194 244H196L198 247L200 246V248L201 249H204V248H202V246L204 247V246H206V245H204V243H206L204 240H203V237L201 238V237H199L198 239H197ZM214 242V241H213ZM212 242V243H213ZM220 242V243H221ZM1 243V242H0ZM155 243V242H154ZM173 243V242H172ZM178 243V242H177ZM187 243V242H186ZM203 243V244H202ZM219 243V244H220ZM255 243H258L257 241L255 242ZM3 244V246H5ZM7 244V243H6ZM159 244H160V242H159ZM170 244V243H169ZM168 244V245H169ZM210 244H211V242H210ZM8 245V244H7ZM163 245V244H162ZM181 245V244H180ZM185 243H184V249H185ZM188 245V244H187ZM215 245V244H214ZM258 245V244H257ZM189 246V245H188ZM212 246V244L209 246V249H210V247ZM1 247V246H0ZM9 247V246H8ZM163 247V246H162ZM7 248V247H6ZM5 248V249H6ZM144 248V247H143ZM174 248L175 247H173V250H174ZM197 248V247H196ZM1 249H3V247L1 248ZM182 249V248H181ZM192 249V248H191ZM212 250H214V248H211ZM217 249V248H216ZM215 249V250H216ZM170 250V249H169ZM207 250V249H206ZM257 250H258V252L263 256V258H264V235H263V238H262V240H261V242H260V245H259V247L257 248ZM175 251V250H174ZM181 251V250H180ZM193 251V250H192ZM199 253H201V250L198 248V250H197ZM210 251V250H209ZM228 252V253H226V252ZM164 252V251H163ZM185 252H186V250H185ZM189 252H191V251H189ZM189 252H186V253H188V254H186V256H184V258H182V259H185V257H188V255L190 254ZM207 252V251H206ZM212 252V251H211ZM257 252V253H258ZM169 253H172V251L171 252H169ZM184 253V252H183ZM209 253V252H208ZM216 253V251L214 252V254ZM224 253V254H223ZM225 253H226V255H225ZM178 254H179V252H178ZM177 253H176V255H178ZM197 254V253H196ZM213 254V255H214ZM145 255V254H144ZM169 255V254H168ZM168 255H166V256H168ZM183 255V254H182ZM182 255H181V257H182ZM202 255V254H201ZM200 255V256H201ZM208 255V254H207ZM138 256H139V254H138ZM150 256V255H149ZM152 256V255H151ZM150 256V257H151ZM165 256V255H164ZM163 256V257H164ZM165 256V257H166ZM171 256H175V254H172ZM180 256V255H179ZM190 256V255H189ZM199 256V255H198ZM255 256V255H254ZM137 257V256H136ZM141 257H142V255H141ZM163 257H161V258H163ZM164 257V258H165ZM168 257H170V255L168 256ZM178 257V256H177ZM210 257H211V255H210ZM140 258V257H139ZM176 258V257H175ZM217 258V257H216ZM145 259H147V258H145ZM166 259V258H165ZM168 259V258H167ZM182 259H181V261H182ZM200 259V258H199ZM198 259V260H199ZM254 259V260H253ZM137 260V259H136ZM139 260V259H138ZM137 260V261H138ZM140 260H141V258H140ZM143 260V259H142ZM148 260V259H147ZM164 260V259H163ZM190 260H191V258H190ZM197 260V261H198ZM261 260V259H260ZM126 261V260H125ZM172 261H173V259H172ZM178 261V260H177ZM192 261H193V259H192ZM128 262V261H127ZM164 262H166V260L164 261ZM179 262V261H178ZM183 262H184V260H183ZM186 262L188 263V258H187V260H186ZM186 262H184V263H186ZM245 262H247V261H245ZM151 263V262H150ZM155 263V262H154ZM173 263V262H172ZM175 263H176V261H175ZM190 263H192V262H190ZM190 263H188V264H190ZM194 263H196V262H194ZM152 264V263H151ZM169 264V263H168ZM176 264H178V263H176ZM179 264H180V262H179ZM216 264V263H215ZM245 264V263H244ZM260 264H264V259H263V261L260 263Z\"/></svg>","mask_w":264,"mask_h":264}]
</instances>
